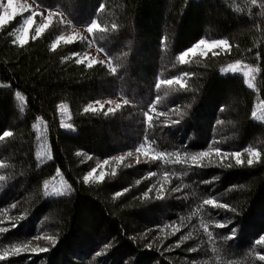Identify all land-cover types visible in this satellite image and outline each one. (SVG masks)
<instances>
[{
    "label": "trees",
    "instance_id": "obj_1",
    "mask_svg": "<svg viewBox=\"0 0 264 264\" xmlns=\"http://www.w3.org/2000/svg\"><path fill=\"white\" fill-rule=\"evenodd\" d=\"M32 1L72 23L52 21L24 44L15 39L20 16L0 27V136L12 132L0 140V228L9 229L0 232V264H264V245L255 244L264 235V122L252 116L264 102V0ZM93 19L108 31L52 47ZM201 39L229 43L181 65L179 54ZM89 45L108 62L77 64ZM237 61L253 67L252 86L221 72ZM175 77L183 89L155 88ZM117 97L129 105L84 111ZM141 143L169 155L137 163L127 153ZM202 151L212 154L192 166ZM177 154L188 163H173ZM104 160L105 179L84 182Z\"/></svg>",
    "mask_w": 264,
    "mask_h": 264
},
{
    "label": "snow or ice",
    "instance_id": "obj_2",
    "mask_svg": "<svg viewBox=\"0 0 264 264\" xmlns=\"http://www.w3.org/2000/svg\"><path fill=\"white\" fill-rule=\"evenodd\" d=\"M252 3L255 4L256 3V0H252ZM0 9H3V12H0V27H3L5 25H7L10 21H12L16 16L22 14L23 12H26V11H29V8L25 5H22L18 2V0H7L6 3L3 2V0H0ZM104 9V4L101 3L99 9H98V12H101L103 11ZM39 13H36V12H32L31 15H29L25 20H24V25H25V28H24V35L23 37L20 38V43L21 44H24L27 42V39H28V32H29V29L32 27L33 25V17H35L36 15H38ZM54 15H59L58 13H52V12H49V15L45 18V23H43L42 25L38 26L35 28V37H33V39H35L36 37H39L42 32L47 29L50 24L52 23V18ZM61 23H66V24H71L72 21L71 20H68V21H61ZM111 28L113 30H115L117 28V25L116 24H112L111 25ZM108 30L107 28H104L101 26V24L96 20V19H93L88 25H87V32L88 33H93L94 35L96 33H106ZM99 38H103V37H99ZM60 40H63L64 37H60L59 38ZM66 43H73L74 42V38L70 37L68 38L66 41ZM15 43V41H14ZM228 41L225 40V39H219V40H212L210 43L207 42L205 39H201L194 47H189L186 51H183L179 54V56L177 57V60L178 62L183 65V64H186L188 63L189 61L186 59L187 57H189L190 54H195L196 53V50L197 49H200L202 46H205L209 49H211L212 47H218V48H222V47H225L228 45ZM53 48L56 47V44H53L52 46ZM101 51H104L102 48H101ZM205 55L207 54L206 52L204 53ZM216 53H213V55H215ZM84 61L82 59H77L76 60V63L77 64H80V63H83ZM94 63H104L103 61H95L93 60L91 63H89V67L92 66V64ZM109 68H110V71L112 74H116L117 73V68L116 67H112L111 66V63H109ZM238 70H240V65H239V61H237L236 64H230L228 65L226 68H222L221 69V72L222 73H227V72H237ZM185 76H187L188 74L185 73L184 74ZM244 75L247 77L248 75H250V72H245ZM178 84L180 86V88H184L185 87V84L184 82L182 81V79L180 77H175L174 79H161L159 80L156 84H155V88L157 90H159L161 88L162 85H173V84ZM19 95V94H17ZM21 99H23L21 97ZM160 100V97L157 96L156 97V102L158 103ZM109 104H111V101L108 102ZM96 104H99L100 105V108L103 109L104 108V105L100 103V101H96ZM124 105H129V100L128 99H125L123 101V105L121 104H116L115 108H112V107H108L107 108V113L105 114H108V113H114L116 110L120 109L122 106ZM85 112H88V111H92V112H96L97 109L92 107V105H89L87 108L84 109ZM149 112L151 113H156V104L154 103L147 112L144 113V117H145V123H146V128H145V142H147V135H148V132H149V129L153 128L154 127V124H153V120H154V116L153 115H150ZM158 116L160 115H166V113H158L157 114ZM252 116L258 120H262L264 121V115H260V116H257V113L256 112H253L252 113ZM173 124L175 123H179V121H172ZM63 127L65 128H71L72 126L70 124H65V125H62ZM12 135V132L10 131H5L3 132V135L0 136V140H3L4 138L6 137H9ZM135 151L137 153H142L143 156L145 157H150L151 160H164L166 156H168L169 154H166L164 152H156L154 155H151L150 156V152L152 151V149H145V143H141L136 149ZM215 151V154L217 156H227L228 154L227 153H221V149L220 148H215L214 149ZM211 151H202L196 155H192L190 157V160H191V164L192 166H204V165H201L200 164V161L205 158V157H209L211 155ZM133 153L132 152H128L127 153V156H132ZM232 156L235 157V163L237 165H241L243 163L242 159H241V156H242V153L239 152V151H236L234 153L231 154ZM251 156H255L257 157V159L259 158V155L260 153L259 152H251L250 153ZM125 157L123 156H120V157H114L113 159L117 160L118 162L119 161H123ZM188 159L189 158H185V159H181L179 157V154H177V158L175 161H172L173 163H177V164H187L188 163ZM139 159H137V163H139ZM167 162V161H166ZM104 165H107L109 163L108 160H104ZM254 163L253 159L252 158H249L247 160V165L251 166L252 164ZM229 167H231V165H229ZM97 169L96 168H93L91 170V172H89L87 175H85L83 177V181L84 182H89L90 179H92L94 177V174L96 173ZM113 174H115L113 172ZM149 175H155V173H150ZM105 176H106V173L101 171L99 173L98 176H95V180L97 181H103L105 179ZM168 176L169 174L167 172L164 173V179L167 180L168 179ZM5 179L4 176H0V181H3ZM137 183L139 184L140 181H137ZM45 187H47V185H45ZM70 187V186H69ZM125 192L128 191V189H124ZM151 191V189H150ZM173 191H179V189H174ZM54 192L55 194L57 195H61V194H65V193H62L59 189H54ZM45 195H49V193H45ZM117 196L121 195V193H117L116 194ZM148 193L146 192L145 193V196H147ZM158 198H163V185L161 186V189H160V194L158 196ZM203 204L204 205H209V206H213V207H224V208H227L228 206L227 205H220L217 203V201L215 199H205L203 201ZM16 225H13V227H15ZM218 227H225L226 225L224 224H220V225H217ZM205 229L207 228V225L204 226ZM9 229H5V228H0V232H5V231H8ZM234 235H235V230H233V235L231 237H229V239H232L234 238ZM188 237H184V239H187ZM47 239H51L50 237H47ZM53 244H55V241L53 240ZM255 244L256 245H264V235H261L256 241H255ZM17 251L19 252L20 250L17 249ZM33 251H35V249H33ZM41 252L43 251H47V249H40ZM258 259L260 261H264V255H259Z\"/></svg>",
    "mask_w": 264,
    "mask_h": 264
},
{
    "label": "rangeland",
    "instance_id": "obj_3",
    "mask_svg": "<svg viewBox=\"0 0 264 264\" xmlns=\"http://www.w3.org/2000/svg\"><path fill=\"white\" fill-rule=\"evenodd\" d=\"M3 2L6 3L7 0H3ZM18 2L20 4H22V5L27 6L29 8V11L23 12L22 14L18 15V16L21 17V23L19 24L18 28L16 29V35H15V39H16V41L18 43H20V38L23 37V35H24V28H25L24 20L29 15H31V13L33 11L36 12V13H39V14L36 15L35 17H33V25L29 29L28 38H29L31 33H33L35 35V28L36 27H38V26L42 25L43 23H45V18L49 15V12L58 13L59 14V15H54L53 18H52V21H55L57 19L58 20L62 19L64 21L63 17L60 16V12L55 10V9H46V8L39 7L32 0H18ZM0 12H3V9H0ZM90 35H91V33L87 32V27H74V26H71V27L68 28V30L66 32H64L61 35H59V37L56 39L55 44H58L60 42H65L70 37L74 38V40L83 39V38L86 39V40L87 39L90 40ZM60 37H64V39L60 40L59 39ZM207 42L210 43L211 41H207ZM89 46L90 47L86 51H84V52L80 53L79 55H77V59H82L87 64L91 63L93 60H95V61H103L104 63L108 62V60L106 59L105 55L99 49H97L93 45H89ZM225 47H222V48L212 47L211 49H209V48H207L205 46H202L200 49L196 50L195 54H190L189 57L197 55V54L205 55L204 54L205 52L208 53V52H211V51L212 52L216 51V50L218 51V50L225 49ZM189 57H187V58H189ZM236 63L237 62H235L233 64H236ZM239 65H240V70H238L235 73L242 74L245 77L246 84L249 87L252 86V82L250 80V76H251V74H252V72L254 70L253 67H250V66H248V65H246L244 63H241V62H239ZM245 72H250V75H248L246 77L244 75ZM109 101H111V104L108 103ZM122 101L123 100L121 98L117 97V98H112V99H107V100H104V101H100V103L103 104L104 107H106V108H108V107L115 108L116 104H120ZM90 105H92V107H94L96 109L100 108V105L96 104V102H93ZM64 109L65 108L61 109V114H62V121L64 123H66V119L67 118L65 117L66 116V112H65ZM253 112H256L257 116L264 115V102L255 103V107H254V111ZM256 120H258V119H256ZM258 121L264 122L262 120H258ZM132 153H133L132 157H133L134 161H136L137 159L141 160V159H146L147 158V157L143 156L142 153H137L136 151L132 152ZM151 155H152V153L150 152V156ZM121 156H123V155H121ZM251 157L254 158L255 156H251ZM99 165H100V168H98L99 166L97 167L98 169L96 168L97 171L94 174V177L98 176L101 171L105 172L104 163L101 162ZM94 177L92 179H90V181H95ZM61 183H62V185H64V183L62 181H61Z\"/></svg>",
    "mask_w": 264,
    "mask_h": 264
}]
</instances>
